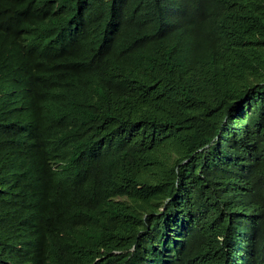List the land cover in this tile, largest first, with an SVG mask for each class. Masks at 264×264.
I'll return each instance as SVG.
<instances>
[{"label":"trees","instance_id":"1","mask_svg":"<svg viewBox=\"0 0 264 264\" xmlns=\"http://www.w3.org/2000/svg\"><path fill=\"white\" fill-rule=\"evenodd\" d=\"M0 264H264V0H0Z\"/></svg>","mask_w":264,"mask_h":264}]
</instances>
